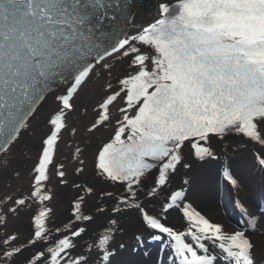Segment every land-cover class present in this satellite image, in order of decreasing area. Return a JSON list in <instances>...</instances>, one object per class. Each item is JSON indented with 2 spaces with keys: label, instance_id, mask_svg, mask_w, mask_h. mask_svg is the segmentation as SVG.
I'll use <instances>...</instances> for the list:
<instances>
[{
  "label": "snow or ice",
  "instance_id": "snow-or-ice-1",
  "mask_svg": "<svg viewBox=\"0 0 264 264\" xmlns=\"http://www.w3.org/2000/svg\"><path fill=\"white\" fill-rule=\"evenodd\" d=\"M214 164L264 174V0H0V264H264Z\"/></svg>",
  "mask_w": 264,
  "mask_h": 264
},
{
  "label": "bare ground",
  "instance_id": "bare-ground-1",
  "mask_svg": "<svg viewBox=\"0 0 264 264\" xmlns=\"http://www.w3.org/2000/svg\"><path fill=\"white\" fill-rule=\"evenodd\" d=\"M64 151L67 152V149ZM15 156L17 160L20 159L19 152H16ZM220 168V165L214 164L206 166L202 170L204 183L202 191L195 199V203L202 211L212 215L213 218L223 220L227 225L232 226L235 224L229 221L227 216L228 212L239 211L235 206L236 199H240L253 209L258 208L256 205L258 202L264 204V174L256 170L241 172L240 175L242 176L243 183L241 189L237 193L230 185L227 188L222 184ZM258 191L259 195L257 193ZM65 196H71V192L69 191ZM65 196L64 203L56 205L58 213H61L67 206V204H65ZM60 219H63L62 215ZM173 222H176L175 218H173ZM156 249L157 246H150L153 255L156 254Z\"/></svg>",
  "mask_w": 264,
  "mask_h": 264
},
{
  "label": "rangeland",
  "instance_id": "rangeland-1",
  "mask_svg": "<svg viewBox=\"0 0 264 264\" xmlns=\"http://www.w3.org/2000/svg\"><path fill=\"white\" fill-rule=\"evenodd\" d=\"M65 194H68V192H66ZM70 195V194H69ZM70 198V196H65V204H67V201H68V199Z\"/></svg>",
  "mask_w": 264,
  "mask_h": 264
}]
</instances>
